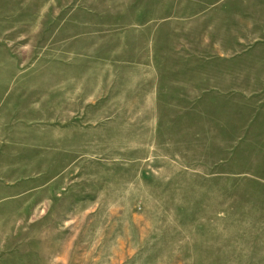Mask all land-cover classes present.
Wrapping results in <instances>:
<instances>
[{
  "label": "rangeland",
  "instance_id": "obj_1",
  "mask_svg": "<svg viewBox=\"0 0 264 264\" xmlns=\"http://www.w3.org/2000/svg\"><path fill=\"white\" fill-rule=\"evenodd\" d=\"M0 264H264V0H0Z\"/></svg>",
  "mask_w": 264,
  "mask_h": 264
}]
</instances>
